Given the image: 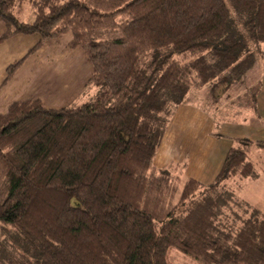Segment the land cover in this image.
Masks as SVG:
<instances>
[{
    "label": "trees",
    "instance_id": "trees-1",
    "mask_svg": "<svg viewBox=\"0 0 264 264\" xmlns=\"http://www.w3.org/2000/svg\"><path fill=\"white\" fill-rule=\"evenodd\" d=\"M32 1L23 22L0 0L1 40L11 27L71 32L100 89L75 107L31 98L0 113V221L16 235L0 264H171V249L199 264H264V213L222 190L256 175L250 152L264 142L238 138L211 184L154 163L190 90L219 96L264 60V0H228L236 18L225 0ZM260 89L236 102L256 109Z\"/></svg>",
    "mask_w": 264,
    "mask_h": 264
},
{
    "label": "rangeland",
    "instance_id": "rangeland-1",
    "mask_svg": "<svg viewBox=\"0 0 264 264\" xmlns=\"http://www.w3.org/2000/svg\"><path fill=\"white\" fill-rule=\"evenodd\" d=\"M225 1L236 18L238 9ZM12 10L20 21L32 22L35 18L32 0H12ZM8 30V24L0 17V112H6L15 101L29 98L39 99L46 108L59 109L75 107L96 97L100 87L91 81L92 63L83 48L71 46V32L45 39L39 33L15 32L11 27L12 35L1 40ZM200 90L198 100L213 109L216 122L225 112L232 111L231 106L227 109L221 105L217 91L208 86ZM194 94L190 93L189 101H198ZM250 156L255 159L254 153ZM256 161L264 166V156ZM229 185L226 184L232 194ZM259 204L264 208V204ZM226 213H231V206ZM2 227L0 221V246L10 247L16 235L6 236ZM168 260L171 264H199L175 249L169 251Z\"/></svg>",
    "mask_w": 264,
    "mask_h": 264
},
{
    "label": "crops",
    "instance_id": "crops-1",
    "mask_svg": "<svg viewBox=\"0 0 264 264\" xmlns=\"http://www.w3.org/2000/svg\"><path fill=\"white\" fill-rule=\"evenodd\" d=\"M257 83L261 84V89L256 109H249L246 102H236ZM197 91L190 90L184 102L176 109L154 163L157 167L180 165L175 172L183 179L194 178L203 184H211L238 138L264 142V60L258 61L242 81L219 95L221 105L227 109L231 106L232 110L225 112L219 122L214 118L213 109L198 100L201 94ZM190 93H196L194 95L198 101H189ZM253 153L256 175L232 178L223 188L229 190L226 184L230 183L229 188L234 197L249 205L252 212L258 210L264 213V208L259 204H264V166L260 167L256 161L264 156V146L257 144L250 155Z\"/></svg>",
    "mask_w": 264,
    "mask_h": 264
}]
</instances>
